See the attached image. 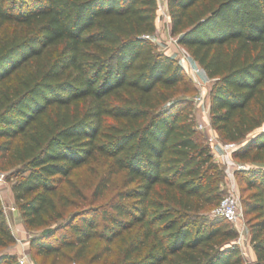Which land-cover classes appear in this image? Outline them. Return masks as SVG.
I'll return each instance as SVG.
<instances>
[{"label":"trees","instance_id":"trees-1","mask_svg":"<svg viewBox=\"0 0 264 264\" xmlns=\"http://www.w3.org/2000/svg\"><path fill=\"white\" fill-rule=\"evenodd\" d=\"M167 1L172 35L213 79L212 127L239 145L235 160L256 165L237 176L264 264V0ZM158 18L157 0H0V169L26 226L43 229L36 256L252 264L238 230L213 215L223 190L194 81L155 44ZM94 162L105 167L98 195L113 176L122 187L74 221L61 187ZM15 242L0 198V250Z\"/></svg>","mask_w":264,"mask_h":264},{"label":"rangeland","instance_id":"rangeland-1","mask_svg":"<svg viewBox=\"0 0 264 264\" xmlns=\"http://www.w3.org/2000/svg\"><path fill=\"white\" fill-rule=\"evenodd\" d=\"M165 3L167 0H163ZM163 6V5H162ZM159 16L164 20V11L163 9H158ZM165 24V23H163ZM173 37L174 39H178V36L172 35L171 32V23L166 25L165 27L159 26L157 28V32L155 35V44L158 46L159 50L162 52L168 53L169 55L175 57L177 60L181 62L184 66L186 73L193 79L195 91L188 95L189 98L193 100L194 104V114L196 116L197 126L200 124H210V116H211V86L213 84V79L209 78L205 71L195 72L198 69V64L192 60L190 54L187 50L180 44V46L175 50L172 45L169 44V40ZM169 39V40H168ZM189 56L186 58L185 56ZM183 58L185 60L183 61ZM195 70V71H194ZM201 95L204 96V102L197 101V98ZM200 115V117L198 116ZM213 131L217 134L214 128L211 125V129L207 130H198L199 137L202 141L209 144L208 136L210 135V131ZM218 135V134H217ZM221 141V139L219 138ZM224 145H228L229 143H225L221 141ZM232 145V144H231ZM230 145V146H231ZM239 146L238 144H233L232 148ZM218 155L221 156L222 150L218 147ZM215 162L217 164L216 174L220 177V187L223 190V197L228 194L229 191V182L232 180L237 188V192L241 197V184L238 180L237 172L240 170H247L256 165L251 164L249 162H240L232 158V162L234 164L231 167L233 172V179H228V163L227 161L221 159L218 156H214ZM264 168V167H263ZM0 173H4L5 177L2 181H0V198L2 200L7 220L9 225L12 227L14 234L16 236V242L8 248L1 249V254H9L16 259V264H20L19 260L22 256L27 255L30 261L26 264H110L109 261H77L74 259L69 260H54L52 257H43L36 256L31 248L30 242L31 238L35 235L42 233L43 229H30L24 223L21 213L18 210L15 203L9 200V192L11 193V189L13 191V183L14 180L7 179V172H4L0 169ZM105 176V167L102 163H92L91 165L85 166L80 170L76 171L71 178V183L64 184L61 187L62 193L67 196L72 204L66 211V216L70 219L77 221L79 216H82L85 213H89L91 211H99L100 209L107 207L111 198L116 194V192L122 187V178L121 176L112 177L106 189L103 191L101 195H98L97 188L101 183L102 178ZM14 194V193H13ZM15 199V197H14ZM16 212V213H15ZM213 212V211H212ZM212 212L209 213L212 216ZM214 215V214H213ZM216 216V215H215ZM214 217V216H213ZM221 217V216H219ZM57 225V224H56ZM55 225V228L57 227ZM233 225V224H232ZM233 227L238 229L235 225ZM244 227L245 233H243V237L241 240V244L239 245L245 257L247 258L249 263H254L251 261L252 246L250 244V234H249V224L248 218L244 215L243 223L239 225V229ZM66 232V230H61L60 232L54 234L51 238L53 242H58L60 236Z\"/></svg>","mask_w":264,"mask_h":264},{"label":"built area","instance_id":"built-area-1","mask_svg":"<svg viewBox=\"0 0 264 264\" xmlns=\"http://www.w3.org/2000/svg\"><path fill=\"white\" fill-rule=\"evenodd\" d=\"M157 3H158V9H160V10L163 9V11H164L163 15L165 18L164 21H165L166 25H168L169 23H171V15H170V10H169V6H168V1H166V3H165L163 0H157ZM169 44L172 45V47L175 50H177V48L180 46L178 39H174L173 37H171V39L169 40ZM166 54H168V53H166ZM185 57L189 58L188 55ZM184 60H185V58H183V61ZM199 71H202V68L198 65V69L195 72H199ZM197 101L204 102V96L201 95L200 97H198ZM209 128L211 129L210 124H208V125L207 124H200L197 126L198 130L199 129L200 130H207ZM208 141H209L210 146L212 147V152L216 151V149H218V147L221 148V150H222L221 156L218 154H216V156L227 161V163H228V167H227L228 168V179H233V172L231 170V167L234 164V162H232V158H233V153L238 148V146L235 148H232L233 144L232 145L231 144L224 145L219 140L218 135L213 131V129L210 131V135L208 136ZM4 177H5V174L0 173V181H2ZM228 186H229L228 187L229 188L228 194L222 198L219 205L213 210V214L216 216L223 217L228 222H230L231 224L238 227L237 230L239 232V238L236 241V243L238 245H240L242 237H243V233H245V230H246L244 227H242V228L240 227L241 229H239V225H241L243 223V219H244V215H245L244 207H243L242 200H241V198L237 192V188H236L235 183L232 180H230ZM29 261H30V259L27 255L22 256L19 260L20 264H26Z\"/></svg>","mask_w":264,"mask_h":264},{"label":"crops","instance_id":"crops-1","mask_svg":"<svg viewBox=\"0 0 264 264\" xmlns=\"http://www.w3.org/2000/svg\"><path fill=\"white\" fill-rule=\"evenodd\" d=\"M163 23H165V21L161 18V16H159V18L157 19V28H159V26H161V25H162V27H165V26H166V23H165V24H163ZM197 116H198V115H197ZM198 117H200V115H199ZM214 153H215V154H214ZM213 154H214V156H216V154H219V153H218V149H216V151H214ZM8 198H9V200H11L13 203H15L14 194H13L12 189H11V193L9 192V197H8ZM15 213H16V212H15ZM250 255H251V261H252V262H256V254H255L253 248H252V252L250 253Z\"/></svg>","mask_w":264,"mask_h":264},{"label":"water","instance_id":"water-1","mask_svg":"<svg viewBox=\"0 0 264 264\" xmlns=\"http://www.w3.org/2000/svg\"><path fill=\"white\" fill-rule=\"evenodd\" d=\"M252 264H260L259 262H254V263H252Z\"/></svg>","mask_w":264,"mask_h":264}]
</instances>
